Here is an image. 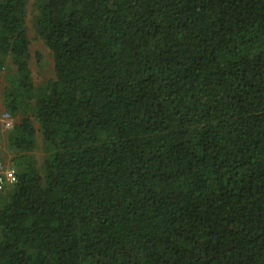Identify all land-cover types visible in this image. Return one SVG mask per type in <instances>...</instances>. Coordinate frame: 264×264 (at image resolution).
Segmentation results:
<instances>
[{"label":"trees","instance_id":"1","mask_svg":"<svg viewBox=\"0 0 264 264\" xmlns=\"http://www.w3.org/2000/svg\"><path fill=\"white\" fill-rule=\"evenodd\" d=\"M0 97V264H264V0H0Z\"/></svg>","mask_w":264,"mask_h":264},{"label":"rangeland","instance_id":"2","mask_svg":"<svg viewBox=\"0 0 264 264\" xmlns=\"http://www.w3.org/2000/svg\"><path fill=\"white\" fill-rule=\"evenodd\" d=\"M31 20L29 21V33L30 37L33 39V54L36 55L33 64L31 65L33 78L35 83L42 82L45 78H50L53 76V63L52 57L49 51L46 49L44 43L36 38L35 31L33 29ZM38 58V59H37ZM16 123V119L12 118L11 127ZM6 155V154H5ZM10 156L4 157V163L9 164Z\"/></svg>","mask_w":264,"mask_h":264},{"label":"built area","instance_id":"3","mask_svg":"<svg viewBox=\"0 0 264 264\" xmlns=\"http://www.w3.org/2000/svg\"><path fill=\"white\" fill-rule=\"evenodd\" d=\"M2 106L3 102L0 97V190L16 183L15 169L8 163L5 164L1 157V154L4 151L5 136L11 128L12 121V117L2 109Z\"/></svg>","mask_w":264,"mask_h":264}]
</instances>
